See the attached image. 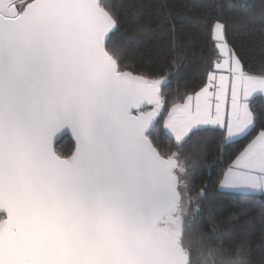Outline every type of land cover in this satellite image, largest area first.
<instances>
[{"label": "snow or ice", "instance_id": "1", "mask_svg": "<svg viewBox=\"0 0 264 264\" xmlns=\"http://www.w3.org/2000/svg\"><path fill=\"white\" fill-rule=\"evenodd\" d=\"M149 7L0 0V264H194L193 251L215 256L225 243L236 256L223 264H251V224L238 217L243 205L264 202V124L257 130L250 103L264 94V68L245 70L226 24L205 19L215 59L198 90L164 116L172 74L159 75L151 59L134 68L113 41L122 24L142 26ZM162 33L169 39L157 55L179 69L175 23ZM69 130L75 148L66 156L54 142ZM209 136L222 150L247 143L192 196L198 165L179 150L193 137L202 148ZM230 196L241 208L221 226L214 210Z\"/></svg>", "mask_w": 264, "mask_h": 264}, {"label": "trees", "instance_id": "2", "mask_svg": "<svg viewBox=\"0 0 264 264\" xmlns=\"http://www.w3.org/2000/svg\"><path fill=\"white\" fill-rule=\"evenodd\" d=\"M151 7L145 10V21L140 27H131L124 23L119 32L113 36V41L123 43L133 60L136 69L146 67L147 61H153V67L160 68L159 75L172 74L169 83L164 89L167 108L175 102H182L189 90L196 89L200 85V70L206 67V61L215 59L214 44L211 42L210 33L203 24L205 19L219 16L227 26V40L240 53L245 70L259 72L264 68V0H146ZM160 4L167 5L166 9L159 8ZM246 4V7H241ZM169 21L175 23L176 41L178 52L184 53L180 61L179 69L172 66L174 57L166 59L157 55L162 44L169 37L162 33V26ZM163 65L161 68L160 66ZM187 86V87H186ZM251 107L260 115L257 124H264V97L253 95L250 98ZM164 116H161L160 125L163 124ZM203 135L198 133L197 136ZM247 143V140L239 144H233L227 149L220 148L218 137L209 136L206 144L198 148V140L193 137L184 148L179 151L187 156L189 165L197 164L198 169L191 180V195L195 196L202 185L211 178L217 181L228 168L236 153ZM160 144L167 147L168 140L161 137ZM73 142L70 137L65 136L56 144V149L63 155H70L73 151ZM175 150V149H174ZM210 174V176H209ZM215 183H210L209 194L212 193ZM247 214L239 216V222L245 221L251 224L249 236L251 251L249 259L251 264H264V202L256 201L243 205ZM240 197L230 196L221 201L219 207L214 210L219 225L228 220L233 213L240 211ZM209 209L205 205L204 214L207 216ZM215 247V246H214ZM227 251L215 256L207 254L197 259L198 253L192 252L194 264H223V259L236 256V245L225 243L223 246Z\"/></svg>", "mask_w": 264, "mask_h": 264}, {"label": "water", "instance_id": "3", "mask_svg": "<svg viewBox=\"0 0 264 264\" xmlns=\"http://www.w3.org/2000/svg\"><path fill=\"white\" fill-rule=\"evenodd\" d=\"M145 110H147V109H145ZM65 136L70 137V139L72 140L73 145H74V146H73V150H74V148H75V142H74V138L71 136L70 130H69V131H66V132H63V133H61V134H58L57 137H56V139H55L54 146L56 147V144H57L59 141H61V139H62L63 137H65ZM70 155H71V154H70Z\"/></svg>", "mask_w": 264, "mask_h": 264}, {"label": "rangeland", "instance_id": "4", "mask_svg": "<svg viewBox=\"0 0 264 264\" xmlns=\"http://www.w3.org/2000/svg\"><path fill=\"white\" fill-rule=\"evenodd\" d=\"M255 95H261V96H263V97H264V94H260V93H257V94H255Z\"/></svg>", "mask_w": 264, "mask_h": 264}, {"label": "crops", "instance_id": "5", "mask_svg": "<svg viewBox=\"0 0 264 264\" xmlns=\"http://www.w3.org/2000/svg\"><path fill=\"white\" fill-rule=\"evenodd\" d=\"M257 94V93H256ZM255 95V94H254ZM167 115V114H166Z\"/></svg>", "mask_w": 264, "mask_h": 264}]
</instances>
